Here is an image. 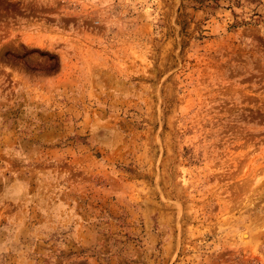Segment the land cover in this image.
Here are the masks:
<instances>
[{
  "label": "rangeland",
  "instance_id": "374dc122",
  "mask_svg": "<svg viewBox=\"0 0 264 264\" xmlns=\"http://www.w3.org/2000/svg\"><path fill=\"white\" fill-rule=\"evenodd\" d=\"M0 264H264V0H0Z\"/></svg>",
  "mask_w": 264,
  "mask_h": 264
}]
</instances>
